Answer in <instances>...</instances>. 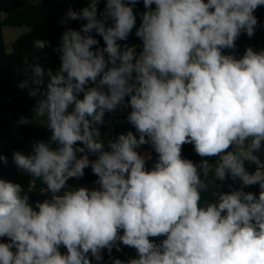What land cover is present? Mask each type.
Instances as JSON below:
<instances>
[{
	"label": "clouds",
	"instance_id": "9594fccd",
	"mask_svg": "<svg viewBox=\"0 0 264 264\" xmlns=\"http://www.w3.org/2000/svg\"><path fill=\"white\" fill-rule=\"evenodd\" d=\"M100 3L69 6L57 21L55 71L40 62L51 44L39 38L17 69L26 76L18 87L35 99L17 126L51 135L12 153L26 189L0 179V264H103L105 253L111 264H264V48L224 53L264 27L254 14L264 0ZM133 29L142 44L121 43ZM121 107L138 138L105 142L97 125ZM186 144L198 163L182 156ZM144 145L158 154L151 169V154L137 151ZM89 168L92 187L68 183ZM30 193L44 198L33 205ZM121 244L137 257H114Z\"/></svg>",
	"mask_w": 264,
	"mask_h": 264
},
{
	"label": "trees",
	"instance_id": "16d2710c",
	"mask_svg": "<svg viewBox=\"0 0 264 264\" xmlns=\"http://www.w3.org/2000/svg\"><path fill=\"white\" fill-rule=\"evenodd\" d=\"M105 0H101L99 10H103ZM87 5V0H42L38 6L23 5L22 0H0V154L7 157V164L0 163V179L20 183L25 189L28 186L29 177L27 175H21L17 172L16 166L12 161V153L14 150H20L24 152L30 151V144L34 140H43L47 142L50 138V131L43 125H24L17 126V121L20 116H30L31 110L35 103V99L29 97L27 89H21L18 84L26 79L23 71L17 69L23 68V59L28 56L29 62H32L31 54L36 50L33 48V42L35 39L48 40L51 47L45 48L43 51L37 52V55L41 57V64L47 69L52 68L54 71L59 67L60 61L58 55L52 51L57 46L59 38L61 36L64 27L59 25L57 21L65 14L69 6L74 10H79ZM143 4L140 3L136 6L137 13V25H139L140 17L139 13L142 12ZM259 22L264 25V6L259 7L255 13ZM81 21H70L69 25L72 28L79 29L81 27ZM27 27L28 31L18 36L12 44L11 52H7L5 48L4 27ZM135 29L130 34L126 42L129 45H141L142 42L135 37ZM100 41V46L103 47L102 37L97 36ZM248 46L254 48H264V27L258 28L254 37L249 39L246 35H241L236 41V49L224 50L225 54H232L237 59L244 55L245 49ZM140 48H137V52ZM47 82V78H45ZM82 98V94L80 95ZM130 111V109H128ZM127 114L125 112H118L115 114L107 113L104 116V124L97 125L100 131L109 134L106 138H103L105 142L108 139L115 140L119 134H126L132 131L134 135H137L135 128L127 121ZM150 147L152 154L155 157V162L158 159V154L154 152L150 145H144L137 149L141 152L144 148ZM262 160L263 157L259 153ZM182 156L187 159H191L194 162H199L200 157L196 155L193 150V146L186 144L182 149ZM90 158L94 159V156ZM154 162V163H155ZM147 165L148 169H151L154 165ZM250 170L255 169V165H249ZM97 179L91 169L85 170V176L80 181L69 180L70 185L77 183L81 185H87L92 187V184ZM231 183V181H229ZM41 182L37 181V187H40ZM238 184H234V187H238ZM223 191H228L225 186ZM246 191H252L254 193L259 192L258 186H252L246 188ZM206 198H210L209 194H205ZM44 197L38 193H30L29 203L34 205L36 200H42ZM122 234V230H121ZM154 243L159 245L164 237L151 238ZM122 251L117 252L113 249L112 255L118 257L121 260H128L129 258H136L137 253L134 248L120 245ZM60 251L66 253V249L61 246ZM92 264H97L96 261H92ZM103 264H111L108 255L105 253Z\"/></svg>",
	"mask_w": 264,
	"mask_h": 264
},
{
	"label": "rangeland",
	"instance_id": "374dc122",
	"mask_svg": "<svg viewBox=\"0 0 264 264\" xmlns=\"http://www.w3.org/2000/svg\"><path fill=\"white\" fill-rule=\"evenodd\" d=\"M22 4L23 5H29L28 0H22ZM27 31H28L27 27H20V28L9 27V26L4 27L3 32H4V38H5L6 51L7 52H11L12 44L15 41V39L18 36H20L21 34L27 32ZM126 111H129V110H126ZM118 112H120V108L117 109V111H115L112 114H115V113H118ZM108 134H109V131H107V133L101 132V138L102 139L106 138ZM260 154H261V156L264 159V147H262ZM93 184H92V186H93ZM60 194H62V192Z\"/></svg>",
	"mask_w": 264,
	"mask_h": 264
},
{
	"label": "crops",
	"instance_id": "0c3cea01",
	"mask_svg": "<svg viewBox=\"0 0 264 264\" xmlns=\"http://www.w3.org/2000/svg\"><path fill=\"white\" fill-rule=\"evenodd\" d=\"M126 110H128V109H124L123 107L120 108V112L128 113L129 111H126ZM140 153H141V154L150 153L151 156H152V159L147 161L146 166H147V165H148V166H149V165H152V164L155 162V157H154V155L152 154L150 147H146V148H144Z\"/></svg>",
	"mask_w": 264,
	"mask_h": 264
}]
</instances>
